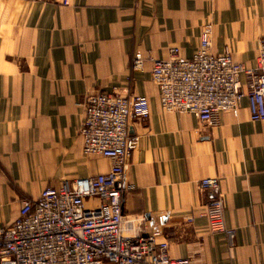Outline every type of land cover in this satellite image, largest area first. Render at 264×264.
I'll use <instances>...</instances> for the list:
<instances>
[{"label":"crops","instance_id":"crops-1","mask_svg":"<svg viewBox=\"0 0 264 264\" xmlns=\"http://www.w3.org/2000/svg\"><path fill=\"white\" fill-rule=\"evenodd\" d=\"M207 23L213 54L255 67L264 0H0V228L45 188L110 170L109 159L83 154L80 127L85 97L115 90L150 107L129 122L139 143L126 162L124 216L161 231L172 259L264 264V121L250 120L245 97L237 116L223 112L214 127L166 112L150 78L149 58L166 60L171 48L191 58ZM136 52L140 72L131 69ZM204 178L219 180L231 248L208 231Z\"/></svg>","mask_w":264,"mask_h":264},{"label":"built area","instance_id":"built-area-1","mask_svg":"<svg viewBox=\"0 0 264 264\" xmlns=\"http://www.w3.org/2000/svg\"><path fill=\"white\" fill-rule=\"evenodd\" d=\"M47 1L70 5V0ZM211 31V24L202 26L189 59L180 56L177 48L169 50L166 60L149 58L161 108L189 113L200 124L214 127L223 112L237 116L245 97L250 120L264 121V37L259 40L255 67L247 68L230 52H211ZM143 64L136 52L131 69L140 72ZM242 77L247 92L242 90ZM83 109V154L109 159L110 170L65 180L58 188H45L36 200L22 202L15 221L0 228V264H192L189 258H170L163 233L147 232L143 217L123 214L126 162L139 143L129 134V122L149 117L147 97L104 91L86 96ZM219 187L217 178L198 182L199 193L210 195L204 212L208 231L224 234L231 248L234 232L225 227ZM86 200H96L97 205L85 207Z\"/></svg>","mask_w":264,"mask_h":264}]
</instances>
